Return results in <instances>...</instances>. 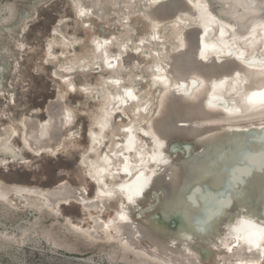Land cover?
Returning a JSON list of instances; mask_svg holds the SVG:
<instances>
[{
  "label": "bare ground",
  "instance_id": "1",
  "mask_svg": "<svg viewBox=\"0 0 264 264\" xmlns=\"http://www.w3.org/2000/svg\"><path fill=\"white\" fill-rule=\"evenodd\" d=\"M69 1L76 16L101 22L110 13L109 2L119 25L90 36V60L66 55L79 38L61 31L60 22L52 25L44 51L46 61L55 56V37L65 46L53 74L72 89L73 76L99 66L106 71L97 75L107 87L106 98L95 128L89 129L88 148L78 153L79 167L97 181V191L85 195L66 178L45 186L0 177V200L14 204L13 198L31 195L52 209L82 202L103 212L101 199L115 191L120 194L111 214L89 211V223H75V228L95 238L106 234L164 264H207L203 254L209 264H264V0H241L245 12L240 16L223 10L224 0ZM206 5L210 12L201 14ZM136 14L147 21L142 33L128 23ZM167 21L176 27L172 47L159 32ZM19 22L0 28L10 33ZM127 52L133 55L129 62ZM139 54L150 58L143 64ZM146 79L157 86L154 101L141 89ZM93 87L87 80L79 84L85 93ZM44 107L43 118L35 109L23 114L20 131L2 128L0 142L10 158L22 157L16 136L35 156L60 146L74 114L62 92ZM248 108L254 110L244 113ZM108 133L112 137L101 150ZM139 176L140 197L133 187ZM153 215L159 226L169 228L157 230L148 220ZM248 219L254 230L242 237L234 230Z\"/></svg>",
  "mask_w": 264,
  "mask_h": 264
},
{
  "label": "rangeland",
  "instance_id": "2",
  "mask_svg": "<svg viewBox=\"0 0 264 264\" xmlns=\"http://www.w3.org/2000/svg\"><path fill=\"white\" fill-rule=\"evenodd\" d=\"M224 2L223 10L230 11L235 16L245 12L241 0ZM70 3L69 0H0V24L13 27L18 19L21 21L10 33L3 27L0 28V63H3L0 73V133L12 128L20 131L19 119L23 114L29 113L30 109H35L39 117L43 118L45 102L56 92L64 94L65 104L74 114L73 124L64 128L60 146H55L56 149L51 153L35 156L23 147L20 136H16L14 143L22 157L10 158L8 149L0 142V159L5 160L0 161V177L45 186L66 178L80 187L85 195H92L93 184L86 177L83 168L77 166L78 153L88 148L85 127L90 122L88 134L89 129L95 128L94 121L106 98L107 87L98 83L99 74L106 71L99 66V69L95 68L96 72L73 76L75 86L72 89L53 74L54 66L64 58L61 50L65 46L55 37L51 42L55 56L46 61L44 51L51 37L52 25L60 22L61 31L79 38L74 47L65 49L66 55L83 54L90 60V36L95 32L106 34L117 30L119 25L114 21L111 12L113 7L109 2H106V8L110 13L104 22L96 21L93 17L76 16L75 7ZM128 23L136 29V33H142L148 28L147 21L139 14L132 15ZM175 28L173 21H167L159 27L165 44L170 47L175 41ZM209 30L212 31L211 28ZM206 38L209 40L210 35ZM127 54L128 52L124 57L129 62L133 55ZM138 58L144 64L150 57L139 54ZM86 80L93 83L94 87L85 93L79 89V84ZM141 89L151 95L152 101L155 100L157 86L149 84L146 79L142 82ZM127 111L131 114V107ZM118 117L115 123L119 121ZM111 137V133L105 136L101 150L106 149ZM115 178L118 179L119 176ZM116 196L117 192L112 191L110 196L103 197V212L94 213L101 216L111 214L119 197ZM13 200L16 201L14 204L8 199L0 200V264H164L126 243L108 238L106 234L101 233L95 238L77 230L75 223L87 225L89 222H80L84 219L72 202L59 203L56 209H52L36 196L22 195ZM148 220L157 230L165 231L169 228L162 224L159 226L160 220L154 215ZM143 243L147 244L146 241ZM203 256L209 264L208 257ZM222 257L225 259L227 256Z\"/></svg>",
  "mask_w": 264,
  "mask_h": 264
},
{
  "label": "water",
  "instance_id": "3",
  "mask_svg": "<svg viewBox=\"0 0 264 264\" xmlns=\"http://www.w3.org/2000/svg\"><path fill=\"white\" fill-rule=\"evenodd\" d=\"M207 8L209 9V12H210V8H211V6H208V5H206L205 6V8H203V10H201V14H204V15H207ZM262 11H264V9H262ZM244 83H245V81H244ZM247 83V82H246ZM99 92L100 93H102V90H99ZM45 108V107H44ZM252 110H254V109H251V108H248V109H246L245 110V112L244 113H246V112H251ZM89 125H90V122L88 123V125L85 127V138H86V145L89 143V134H88V128H89ZM153 141V140H152ZM127 142H129L130 143V139H128L127 140ZM154 144H155V146H158V144L157 143H155L154 142ZM130 145V144H129ZM129 150H131V149H129ZM27 151V150H26ZM29 152V151H28ZM78 167H79V162H78V165H77ZM120 173H123V171L121 170L120 171ZM141 176H139L138 178H137V180L134 182V185H133V187H135L134 189V193H136L137 194V192H139V194L137 195L138 197H140V194L142 193V189L139 187V182L141 181ZM92 184H93V189H92V191H91V193L92 192H96L97 190H96V188H97V181H94V182H92L91 180H89ZM147 185L148 184H146V187H147ZM118 194H120L119 192H118ZM124 197H126L125 195H124ZM75 206H77L78 207V209H79V212H80V214H81V217H82V219H84V220H82V221H80L81 223H84V222H86V223H88L89 222V218H87L88 217V213H89V211H91V212H94V209H92V208H90V210H88V209H86L85 208V206L82 204V202H74L73 203ZM72 220V219H71ZM253 230H254V224L251 222V220L250 219H248L247 221L245 220L244 221V225H243V227L242 228H236L234 231L238 234V235H240L241 234V236L242 237H244V235H250V234H252L253 233Z\"/></svg>",
  "mask_w": 264,
  "mask_h": 264
},
{
  "label": "snow or ice",
  "instance_id": "4",
  "mask_svg": "<svg viewBox=\"0 0 264 264\" xmlns=\"http://www.w3.org/2000/svg\"><path fill=\"white\" fill-rule=\"evenodd\" d=\"M139 194V192H137V195Z\"/></svg>",
  "mask_w": 264,
  "mask_h": 264
}]
</instances>
